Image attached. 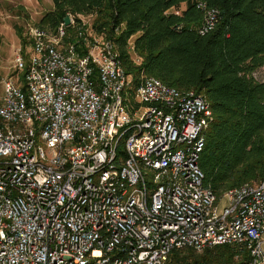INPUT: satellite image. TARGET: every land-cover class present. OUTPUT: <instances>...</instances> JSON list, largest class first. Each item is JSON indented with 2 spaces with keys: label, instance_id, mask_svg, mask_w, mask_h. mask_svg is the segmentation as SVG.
Wrapping results in <instances>:
<instances>
[{
  "label": "built area",
  "instance_id": "2783aa9c",
  "mask_svg": "<svg viewBox=\"0 0 264 264\" xmlns=\"http://www.w3.org/2000/svg\"><path fill=\"white\" fill-rule=\"evenodd\" d=\"M196 8L205 35L220 13ZM69 17L29 27L1 81L0 264H173L223 245L264 264V176L220 199L204 185L208 102L153 77L133 87L113 44Z\"/></svg>",
  "mask_w": 264,
  "mask_h": 264
},
{
  "label": "trees",
  "instance_id": "16d2710c",
  "mask_svg": "<svg viewBox=\"0 0 264 264\" xmlns=\"http://www.w3.org/2000/svg\"><path fill=\"white\" fill-rule=\"evenodd\" d=\"M51 2L53 10L38 25L54 31L68 14L76 22L78 16L92 17L91 29L113 44L133 87L153 77L208 102L213 118L198 167L217 199L263 178L264 81L253 74L264 66V0ZM198 2L220 13L215 28L205 35L197 32L202 20ZM16 32L21 37V28ZM1 41L0 36V46ZM248 259L243 247L229 245L171 254L173 264H244Z\"/></svg>",
  "mask_w": 264,
  "mask_h": 264
},
{
  "label": "rangeland",
  "instance_id": "374dc122",
  "mask_svg": "<svg viewBox=\"0 0 264 264\" xmlns=\"http://www.w3.org/2000/svg\"><path fill=\"white\" fill-rule=\"evenodd\" d=\"M53 10V4L51 0H0V36L1 42L5 45L3 51V57L0 58V70L8 71L9 75L14 77L18 76V73L14 68V52L17 49L25 51L28 43L22 41V37L27 41L26 30L33 26L38 25L40 19L48 12ZM73 18V17H72ZM79 23L84 25V31L88 37L90 35H96L91 29L93 18L90 16H78ZM74 19V18H73ZM39 26V25H38ZM17 27L21 28V37L17 34ZM69 33L73 35L75 30ZM99 38L103 37L101 35ZM28 42V41H27ZM13 49L12 61L9 56H6V51L9 48ZM0 74V78H1ZM253 77L257 81H264V66L258 69ZM2 94V86L0 84V96Z\"/></svg>",
  "mask_w": 264,
  "mask_h": 264
},
{
  "label": "crops",
  "instance_id": "0c3cea01",
  "mask_svg": "<svg viewBox=\"0 0 264 264\" xmlns=\"http://www.w3.org/2000/svg\"><path fill=\"white\" fill-rule=\"evenodd\" d=\"M4 50H6L5 49V45H3L2 42H1V46H0V58L3 57V55H5V54H3V51ZM6 56H9V59H11V61H12L13 49L11 47L9 49H7ZM0 74H2L1 75V78H0V84H1L2 79L8 75V71H5L4 70V71L1 72V70H0ZM1 86H2V84H1ZM1 97H2V94L0 96V100H1ZM257 183H254V184H257ZM261 240H262V250H263V253H264V233L262 234Z\"/></svg>",
  "mask_w": 264,
  "mask_h": 264
},
{
  "label": "water",
  "instance_id": "95a60500",
  "mask_svg": "<svg viewBox=\"0 0 264 264\" xmlns=\"http://www.w3.org/2000/svg\"><path fill=\"white\" fill-rule=\"evenodd\" d=\"M63 23H64L66 26L69 25V23H70V17H69V15H66V16H65V18L63 19Z\"/></svg>",
  "mask_w": 264,
  "mask_h": 264
}]
</instances>
